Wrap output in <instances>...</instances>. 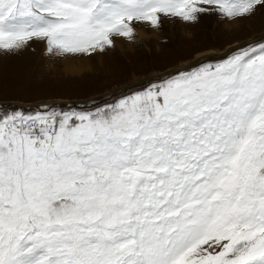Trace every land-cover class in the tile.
Here are the masks:
<instances>
[{
  "label": "snow or ice",
  "instance_id": "obj_1",
  "mask_svg": "<svg viewBox=\"0 0 264 264\" xmlns=\"http://www.w3.org/2000/svg\"><path fill=\"white\" fill-rule=\"evenodd\" d=\"M264 0H0V56H101ZM0 264H264V36L83 104L0 105Z\"/></svg>",
  "mask_w": 264,
  "mask_h": 264
},
{
  "label": "rangeland",
  "instance_id": "obj_2",
  "mask_svg": "<svg viewBox=\"0 0 264 264\" xmlns=\"http://www.w3.org/2000/svg\"><path fill=\"white\" fill-rule=\"evenodd\" d=\"M260 36L264 8L234 22L217 15H206L194 24L165 19L156 30L138 27L135 43L118 40L115 48L91 58L54 57L43 42H32L19 54L0 56V105L87 101L91 106L162 72L194 64L202 56L222 58L237 44Z\"/></svg>",
  "mask_w": 264,
  "mask_h": 264
},
{
  "label": "bare ground",
  "instance_id": "obj_3",
  "mask_svg": "<svg viewBox=\"0 0 264 264\" xmlns=\"http://www.w3.org/2000/svg\"><path fill=\"white\" fill-rule=\"evenodd\" d=\"M143 32V31H142ZM138 33H140L141 34V31L140 32H138ZM237 45H239V44H237ZM236 46V45H235ZM219 53V52H218ZM218 53H215V54H218ZM199 56H201V55H199Z\"/></svg>",
  "mask_w": 264,
  "mask_h": 264
},
{
  "label": "water",
  "instance_id": "obj_4",
  "mask_svg": "<svg viewBox=\"0 0 264 264\" xmlns=\"http://www.w3.org/2000/svg\"><path fill=\"white\" fill-rule=\"evenodd\" d=\"M216 58H218V56Z\"/></svg>",
  "mask_w": 264,
  "mask_h": 264
}]
</instances>
